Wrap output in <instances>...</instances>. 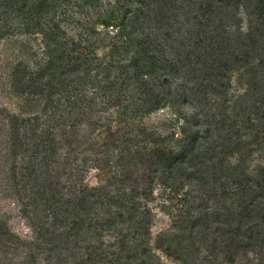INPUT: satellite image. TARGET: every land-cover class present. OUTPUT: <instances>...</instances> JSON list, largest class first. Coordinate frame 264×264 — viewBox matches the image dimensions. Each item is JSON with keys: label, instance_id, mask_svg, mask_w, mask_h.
<instances>
[{"label": "trees", "instance_id": "1", "mask_svg": "<svg viewBox=\"0 0 264 264\" xmlns=\"http://www.w3.org/2000/svg\"><path fill=\"white\" fill-rule=\"evenodd\" d=\"M10 39L5 183L30 246L59 264H264V0H0ZM167 107L177 131L144 122ZM155 185L177 203L153 238Z\"/></svg>", "mask_w": 264, "mask_h": 264}, {"label": "rangeland", "instance_id": "2", "mask_svg": "<svg viewBox=\"0 0 264 264\" xmlns=\"http://www.w3.org/2000/svg\"><path fill=\"white\" fill-rule=\"evenodd\" d=\"M103 1L107 2L109 0ZM11 40L12 39L2 42L0 46V108L4 110L3 115H5V111L6 113L22 114L19 108L22 103V98L20 99L12 93L8 83V75L10 68L16 64L17 60L25 56L20 52L18 53L17 50L14 52L15 43ZM19 40L24 43L29 42L35 49H38L36 46L38 43L34 41V38L31 36L21 37ZM16 47L19 46L16 45ZM37 52L39 54L37 60L40 61L44 56L40 51ZM28 61L32 64L31 66H33V60L29 59ZM180 80L184 81L183 74ZM233 84V92H235V90L238 89V84L235 79L233 80ZM87 93H89V96H92L93 90L88 89ZM194 108V105H188L185 106L184 111H186L188 115H192L195 112ZM178 109L179 108H177V110ZM175 113L176 111L172 110V107H167L166 109L148 116L144 122L151 129L158 132L170 133L174 129L177 131L180 124L183 122H177V119L174 118ZM105 116H108V114L105 113L103 117ZM3 118L4 117L0 116V221L6 222L8 233L0 229V264H59L58 256H48L47 246L44 245L43 252H39L38 249L30 246L31 242L36 239L35 229L29 220L24 218L19 197L12 191V183L10 181L5 183V175L9 171L10 162L6 161L4 154V138L7 125ZM96 118H98V116ZM83 130H85V127H81L79 130L81 135L84 132ZM108 154L112 158H115L117 155L115 152ZM262 163H264V157L259 154L254 159L252 166ZM116 169L117 168H112V174L118 173ZM88 179L91 185L104 184L102 178L98 176V171H92L88 175ZM191 187H195V183ZM191 187L187 185L185 191L190 190ZM154 188V194L148 202V207L154 213L152 226L153 238L160 232L170 229L172 218H170L167 213L172 210V204L175 205L177 203V199L172 203L173 198L169 200L170 197L168 192L158 185H155ZM207 206H209V204H204L201 208H206ZM106 239H108V237H106ZM32 254L36 255V262L34 263L31 258ZM202 260V258L198 259V263H202ZM78 262V257L74 258L69 256L66 261H64V264H77ZM164 263L174 264L169 262L165 257Z\"/></svg>", "mask_w": 264, "mask_h": 264}]
</instances>
